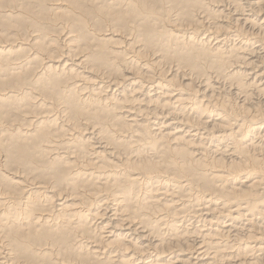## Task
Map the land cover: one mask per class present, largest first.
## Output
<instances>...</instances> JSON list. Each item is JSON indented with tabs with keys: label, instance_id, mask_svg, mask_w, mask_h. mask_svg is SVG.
<instances>
[{
	"label": "bare ground",
	"instance_id": "1",
	"mask_svg": "<svg viewBox=\"0 0 264 264\" xmlns=\"http://www.w3.org/2000/svg\"><path fill=\"white\" fill-rule=\"evenodd\" d=\"M0 264H264V0H0Z\"/></svg>",
	"mask_w": 264,
	"mask_h": 264
}]
</instances>
